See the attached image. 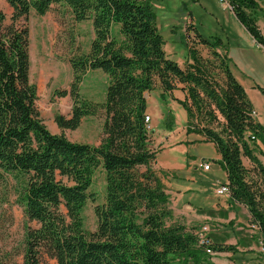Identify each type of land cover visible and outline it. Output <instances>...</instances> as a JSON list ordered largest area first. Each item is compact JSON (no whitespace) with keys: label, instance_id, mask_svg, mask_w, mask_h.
Listing matches in <instances>:
<instances>
[{"label":"trees","instance_id":"obj_1","mask_svg":"<svg viewBox=\"0 0 264 264\" xmlns=\"http://www.w3.org/2000/svg\"><path fill=\"white\" fill-rule=\"evenodd\" d=\"M6 2L13 13L8 25L0 12V173L13 179L27 219L37 224L27 227L24 264H173L175 258L210 264L211 255L199 246L195 232L181 224L168 225L173 211L165 184L153 169L157 151L146 121L147 94L157 88L162 100L170 97L185 110L187 135L215 145L230 201L247 208L264 246V163L258 156L264 158V151L257 144L264 146V127L252 117L254 106L231 70L228 45L221 36L195 28L198 42L210 55L207 59L182 36L187 49L182 68L164 48L150 2ZM228 2L264 48V35L253 16L261 10L257 0ZM55 5L68 8L77 22L91 21L94 30L89 53L71 60V116L58 115L56 123L61 130H77L85 117L102 110L98 146L51 133L37 107L27 20L33 11L44 16ZM94 70L108 76L101 104L82 100L79 93L84 74ZM178 89L186 93L184 100L173 96ZM174 126L168 109L162 127ZM99 168L105 173V197L95 207L97 229L91 232L84 228L82 213L89 201H96L90 189ZM213 250L237 253L236 246L215 242Z\"/></svg>","mask_w":264,"mask_h":264},{"label":"rangeland","instance_id":"obj_2","mask_svg":"<svg viewBox=\"0 0 264 264\" xmlns=\"http://www.w3.org/2000/svg\"><path fill=\"white\" fill-rule=\"evenodd\" d=\"M141 1L150 2L154 7L159 30L165 40L164 48L182 68H185L187 57V49L182 40L184 35L188 44L196 47L204 59L210 57L207 49L196 37L195 28L198 26L207 36L219 35L223 38L224 43L228 45L230 67L234 76H241L246 83L254 82L264 93V48L253 40L225 3L220 0ZM262 2L264 3V0ZM260 9L253 16L256 15L259 23L263 25L264 10L261 7ZM0 12L6 15V24H11L13 10L6 0H0ZM27 26L30 31V79L37 86V107L45 125L51 133L64 134L72 142L100 145L104 124L102 110L95 116L85 117L77 130H61L56 123L58 115L66 118L71 116L74 106L70 94L74 81L71 60L89 53L94 39L92 22H77L68 8L55 5L44 16H39L33 11L28 17ZM107 87L108 76L102 70L88 71L79 83V93L82 100L101 104L105 99ZM160 95L161 89L158 88L147 94L149 105L147 115L151 119L150 127L154 131L153 145L157 151V161L153 169L165 184L170 197V209L173 211V217L168 220V225L181 224L195 233L207 226L210 233L211 222L203 219L202 214L216 216V205L221 203L228 205L229 201L231 207L218 211V214L225 217L229 216L228 212H234L237 214L236 219H242L244 222L239 225L231 223L225 227L229 226L232 230L243 227L239 232L242 241H246L250 236L258 241L256 235L259 236V229L251 220L245 221L251 219L246 207L230 201V195L220 196L215 192L225 180L227 181L226 172L214 161L218 155L216 149L211 144L200 143L201 141H195L197 143L194 146L184 148L183 144L188 139L186 113L184 118L170 105H176L177 102L175 104L170 97L162 100ZM168 109L175 117V126L172 130L162 127ZM259 118L264 124L263 109ZM258 156L262 157L259 153ZM202 160L211 164V171H204L199 167ZM243 163L252 169V164L247 159L243 158ZM255 177L254 175L253 178ZM194 180L197 183L202 182L206 190L198 184L195 186ZM105 188V173L99 168L90 189L96 201H89L82 213L84 228L87 231L94 232L97 229L95 207L104 202ZM224 212L226 215H223ZM27 227L37 228V224L27 219L18 201L17 185L13 179L0 173V264H24ZM227 231L228 233H221L223 239H226L225 236L235 238L230 229ZM46 262L54 264L52 261ZM173 264L186 263L182 258H175Z\"/></svg>","mask_w":264,"mask_h":264},{"label":"crops","instance_id":"obj_3","mask_svg":"<svg viewBox=\"0 0 264 264\" xmlns=\"http://www.w3.org/2000/svg\"><path fill=\"white\" fill-rule=\"evenodd\" d=\"M257 2L259 4V6L264 10V3L262 2V0H259ZM257 24H258L260 30L262 31V33L264 35V24L261 25L259 23V21L257 22ZM249 35H250V33H249ZM236 78L245 88V90L248 94V97L254 106V110L257 112V116H256L257 122H259L264 127L263 122L259 118L262 109L264 110V93H262V91L258 88L257 84H255L254 82L249 81V83H246V80L241 78V76L240 77L237 76ZM173 96L179 100H184L186 97V93L184 91L178 89V90H175L173 92ZM175 102L176 101H174V103ZM170 105L174 111L181 113L185 118L186 112H185V110H183V108L179 104H176V105L170 104ZM186 122H187V115H186L185 125H186ZM186 135H187V133H186ZM187 136H188V139L186 140V143L183 144L184 148H187V147L190 148V147L194 146L195 143H197V142H194V140H196L197 138H199L200 140L202 139V138H200L198 136H194V135H187ZM192 136L196 137V138L193 139ZM200 143L211 144L213 146V148L216 149L215 145L211 142H206L204 140H201ZM257 144H258L259 148L262 151H264V146L262 145V143L260 141H258ZM214 159H215L214 161L217 162L218 160H220V155L219 154L216 155ZM259 159L264 163L263 157H261ZM200 162L209 163L205 160H202ZM192 163L194 164L195 162H192ZM211 170H212V168H211V164H210V169L208 171H211ZM197 172H199V171H197ZM194 181H195L194 182L195 186H197V184H198V186H200L202 188L204 187V189L206 190V187L204 186V184L202 182L197 183L196 180H194ZM223 183L224 184H222V185H225L228 183V181L225 180ZM217 189L215 190V192L217 191ZM187 191H188V189H187ZM199 191L201 192V190H199ZM216 194H217V192H216ZM220 196H222V195H220ZM225 196H227V195H225ZM229 207H231V205L229 204V201H228V205L221 203V205H216V213H215L216 216H212L209 214L206 215V213L202 214V216H201L203 219L209 220L211 222L212 231H210L209 235L212 236L211 238H212V240H214V242L216 244L233 245V246L237 247V253H235V254L230 253V252L215 253L214 255L211 256V258L208 259L209 263L210 264H264V246L262 245V243L259 240L257 241V239H255L252 236H250L249 239H247L246 241H242L239 232H240V228H243V227L235 228L234 230H232L229 227L231 225V223H235V225H239L240 223H243L244 221H242V219H236L237 214L234 212L230 213V212L226 211V214L228 215V213H229V216H225V217H221L222 215L220 216L218 214L219 213L218 211H222L223 209L228 210ZM246 210H247V208H246ZM226 214L224 212L223 215H226ZM249 217L251 218V216H249ZM250 220L251 219H246L245 221H250ZM225 225H229V226L225 227ZM218 228H220L221 230L225 229V231L221 232V230H219ZM227 229H230L235 234V238H233V237L229 238V237L225 236L226 239H223V237L221 236V233H223V232L228 233ZM256 236L258 237V235H256ZM236 256H237V258H236ZM235 258H236V260H235ZM191 262L192 261H188V263H186V264H191ZM200 264H208V263H207V261L206 262L203 261Z\"/></svg>","mask_w":264,"mask_h":264},{"label":"built area","instance_id":"obj_4","mask_svg":"<svg viewBox=\"0 0 264 264\" xmlns=\"http://www.w3.org/2000/svg\"><path fill=\"white\" fill-rule=\"evenodd\" d=\"M222 3H225V6L228 7L229 9L232 10L231 5L229 4L228 0H220ZM257 116V112L254 110L252 112V117L256 118ZM146 121L150 122V116L147 115L146 117ZM199 167L203 168V170L208 171L210 169V164L209 163H205V162H200ZM217 194L218 195H228L229 196V187L227 184L225 185H221L218 189H217ZM197 237H198V243L199 246L203 247L206 251L207 254L209 255H214L216 252L213 250V240L209 235V228L207 226L203 227L200 231H198L197 233Z\"/></svg>","mask_w":264,"mask_h":264}]
</instances>
